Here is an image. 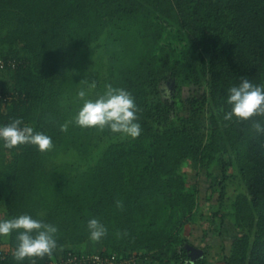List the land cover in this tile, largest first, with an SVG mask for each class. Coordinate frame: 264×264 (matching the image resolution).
<instances>
[{
  "label": "trees",
  "instance_id": "16d2710c",
  "mask_svg": "<svg viewBox=\"0 0 264 264\" xmlns=\"http://www.w3.org/2000/svg\"><path fill=\"white\" fill-rule=\"evenodd\" d=\"M167 24L186 41L182 57L161 46ZM103 41L108 75L91 95L86 66L68 73L66 60L71 49ZM1 55L15 60H5L4 68L17 64L0 88V127L21 119V127L43 132L54 144L40 152L30 144L7 149L0 141L6 166L0 170V219L29 214L58 229L52 256L35 264L69 249L135 253L137 264H214L207 246L180 234L198 204L197 190H187L179 172L187 161L200 164L204 180L218 161L221 199L226 180L241 179L247 192L236 195L231 214L242 234L224 264H264V132L252 128L254 121L264 126V117L223 119L231 110L229 89L242 77L264 85V0H0ZM166 81L174 84L171 97L161 94ZM187 83L195 87L183 100ZM108 84L135 98L141 134L109 144L83 171L53 160L69 148L87 154L101 136L120 134L74 122L83 105L78 92L96 99ZM93 218L107 228L99 248L86 245ZM16 236L0 237V248L10 247L0 264H32L13 258ZM193 253H201L194 262Z\"/></svg>",
  "mask_w": 264,
  "mask_h": 264
},
{
  "label": "clouds",
  "instance_id": "9594fccd",
  "mask_svg": "<svg viewBox=\"0 0 264 264\" xmlns=\"http://www.w3.org/2000/svg\"><path fill=\"white\" fill-rule=\"evenodd\" d=\"M95 87V82L91 83ZM106 90L96 99H89L85 90L78 92V98L83 101L82 107L74 117V122L81 128H96L99 131L109 129L113 133H120L131 138H137L142 131L138 122L139 108L133 95L123 89L105 86ZM227 103L231 105L223 119L231 121L235 117L239 121H247L253 117H264V85H254L247 78H241L238 86L229 89ZM68 123L61 125V131H67ZM21 119H14L9 124L0 127V141L7 149L30 144L36 146L40 152L51 151L54 147L52 138L43 132L34 131L33 127L24 125ZM252 128L257 132H264V126L254 121ZM117 207L122 208L121 201H116ZM87 228L90 239L99 242L107 235V228L97 219L88 221ZM17 232L16 247L12 253L17 261L32 260L52 256L57 248L56 226L35 219L29 214H21L11 219H0V237H8ZM120 236V233H117ZM124 235H127L125 232Z\"/></svg>",
  "mask_w": 264,
  "mask_h": 264
},
{
  "label": "rangeland",
  "instance_id": "374dc122",
  "mask_svg": "<svg viewBox=\"0 0 264 264\" xmlns=\"http://www.w3.org/2000/svg\"><path fill=\"white\" fill-rule=\"evenodd\" d=\"M177 30V26L167 24L161 46L172 52L174 57H182L184 55L186 41L179 36ZM0 58L13 60L12 57L6 59L2 55ZM66 63V71L68 73L74 71L77 65L86 66V84L88 85L89 94L93 95L98 80L108 75V54L106 53L104 41L100 46L90 45L83 46L79 49H71V52L68 53ZM14 68L15 67H0V88L3 86L5 78L11 75ZM93 82H95L94 88L91 87V83ZM162 86L163 91L161 94L165 97H171L174 93L173 82L166 81ZM194 87V83L183 84L181 98H183V100L186 99ZM132 139L134 138L123 134H118L113 137L101 136L98 140V145L87 154L69 148L51 158L57 161L73 162L78 170L83 171L97 163L109 144L116 141H129ZM227 157L229 156L227 155ZM5 167L6 166L0 160V170H6ZM200 167V164L197 162L187 161L179 168V172L187 179L186 189L197 190L198 196V204L189 216V222L181 227L180 234L182 236H188L191 241L197 244L207 246L209 259L213 261L214 264H224V256L230 255L233 240L242 234V229L236 224L235 216L231 214V205L237 194L247 192V190L239 177L231 175V177L226 180V194L221 199L219 181L222 176L218 161H214L209 165L211 175L209 177L207 176L206 180H204L205 177H203L200 172ZM234 168H232L233 172H236L237 169L234 170ZM204 181L206 185H203ZM217 211H220L221 214H217ZM179 213H181V211H177L176 215ZM223 213L228 214L222 216ZM202 234L206 235L205 241H199L197 239V237ZM86 245L96 248L102 247L100 243L93 242L92 240L87 241ZM200 254L201 253H193L192 261L194 262L196 258L201 256Z\"/></svg>",
  "mask_w": 264,
  "mask_h": 264
},
{
  "label": "built area",
  "instance_id": "2783aa9c",
  "mask_svg": "<svg viewBox=\"0 0 264 264\" xmlns=\"http://www.w3.org/2000/svg\"><path fill=\"white\" fill-rule=\"evenodd\" d=\"M6 61L0 58V67L6 66ZM12 67L16 66V62L10 61ZM10 252V247L3 244L0 248V258H5ZM140 257L133 253L129 256L120 255L117 252L103 253V252H90V251H77L69 249L66 254L61 257H55L46 260L40 264H137Z\"/></svg>",
  "mask_w": 264,
  "mask_h": 264
}]
</instances>
